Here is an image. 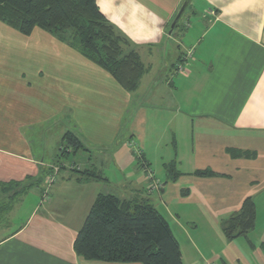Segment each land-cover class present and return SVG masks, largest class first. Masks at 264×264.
<instances>
[{
  "label": "crops",
  "instance_id": "0c3cea01",
  "mask_svg": "<svg viewBox=\"0 0 264 264\" xmlns=\"http://www.w3.org/2000/svg\"><path fill=\"white\" fill-rule=\"evenodd\" d=\"M184 1L96 0L123 53L136 52L144 66L132 92L81 55L69 34L24 35L0 21V181L42 175L0 223V264H141L86 260L73 248L97 195L113 194L99 172L109 149L100 147L124 135L140 155L134 165L127 151H114L122 176L113 195L152 204L183 264H264V0H189L169 33ZM67 131L84 144L83 161L59 168L44 196L55 164L44 162L46 147L35 150L30 135L62 146ZM205 169L215 174H194ZM154 180L160 186L152 189ZM247 197L254 227L228 240L220 223Z\"/></svg>",
  "mask_w": 264,
  "mask_h": 264
},
{
  "label": "trees",
  "instance_id": "16d2710c",
  "mask_svg": "<svg viewBox=\"0 0 264 264\" xmlns=\"http://www.w3.org/2000/svg\"><path fill=\"white\" fill-rule=\"evenodd\" d=\"M0 21L24 35H29L34 28L57 36L69 34L71 45L81 55L110 73L128 92L137 88L144 72L136 52L123 53V38L109 24L96 0H0ZM31 139L32 146L38 150L39 140L33 134ZM61 140L63 155L84 149V144L71 131L65 132ZM166 169L168 179L173 180L176 177L174 166L168 164ZM80 173L86 178L98 177L88 170ZM194 174L208 177L215 173L205 169L196 170ZM41 179L42 175L0 181V223L14 202L30 187L41 183ZM255 214L254 200L245 198L237 212L221 221L225 238L232 240L251 231ZM73 248L86 260L183 264L179 244L168 222L154 206L147 201L120 200L113 194L97 195L77 232Z\"/></svg>",
  "mask_w": 264,
  "mask_h": 264
},
{
  "label": "rangeland",
  "instance_id": "374dc122",
  "mask_svg": "<svg viewBox=\"0 0 264 264\" xmlns=\"http://www.w3.org/2000/svg\"><path fill=\"white\" fill-rule=\"evenodd\" d=\"M129 119L130 118H128V116L125 117L126 121L124 123V126H126ZM124 137H125V135L122 137V140L117 145L112 144V145H105V146L100 147V148H102L101 150L109 149V151H110V152L108 151L109 154L105 152L107 156H105L103 158V165L100 166L99 172H101V175L103 177L108 178V182L103 184L104 189L107 190V192H110L113 194H118V191L114 186L116 185L117 181L119 180V174H120V171L115 170V166H113V164H111L112 160H110V159H112V154H114V151H115V153H117V152L121 153L123 151H127L128 155H129L132 163H134V165H135L136 160H137V159L135 160L134 151L136 148L138 149V147L136 145H135L136 148L131 146L130 141L127 142L126 137L125 138ZM49 138L50 139H48L44 143H43V141L38 142V149H42L43 146L46 147L45 153L42 152V150H41V153L45 154L44 162H49V161L54 162L55 166L61 168L64 166L68 167L69 163L70 164L73 162H79L80 163L83 161V159L79 158V155L83 152L82 149L71 151L70 153L67 154V155H69V159H66L67 156L63 155L60 143L59 142L54 143V139H55L54 136L53 137L49 136ZM131 142L136 144V141L134 139ZM35 144H37V142ZM34 146H37V145H34ZM75 153L77 154L76 156H75ZM97 162H99V160ZM121 176H122V174H120V177ZM156 176H157L156 178H159V179L162 178L161 175H156ZM58 178L60 179V176ZM149 187L150 186H148V188ZM148 188H146L147 192L150 193L151 191H153L152 189H148ZM110 190H112V191H110ZM152 193H150V194H152ZM154 194H156V193L154 192ZM30 202H31L30 199L27 197V198H25V202H23L22 205L25 207H28L30 205ZM152 202H153V200H152ZM171 208L174 209L175 211H177V210H180L182 207H179L178 205H171Z\"/></svg>",
  "mask_w": 264,
  "mask_h": 264
},
{
  "label": "built area",
  "instance_id": "2783aa9c",
  "mask_svg": "<svg viewBox=\"0 0 264 264\" xmlns=\"http://www.w3.org/2000/svg\"><path fill=\"white\" fill-rule=\"evenodd\" d=\"M192 52H193L192 49H190L182 56L180 63L177 64L178 70L184 71L186 69L188 61L191 58ZM130 145L133 146L134 148H136L134 143L130 142ZM134 153L136 155H138V154L140 155V152L137 149H135ZM58 170H59V167H57L55 165L51 166V172L47 175V177L45 179L46 188L43 191L44 196L47 194L48 187L55 181ZM147 172H148V176L152 177V174L149 171H147ZM159 186H160L159 181L154 180L151 188L153 189V188H157Z\"/></svg>",
  "mask_w": 264,
  "mask_h": 264
},
{
  "label": "water",
  "instance_id": "95a60500",
  "mask_svg": "<svg viewBox=\"0 0 264 264\" xmlns=\"http://www.w3.org/2000/svg\"><path fill=\"white\" fill-rule=\"evenodd\" d=\"M188 2H189V0H185L182 3L181 7L179 8L178 12L176 13V15H175V17H174V19L172 21V23L170 24L169 33L175 28V26L178 23L182 13L184 12L185 8L187 7Z\"/></svg>",
  "mask_w": 264,
  "mask_h": 264
}]
</instances>
